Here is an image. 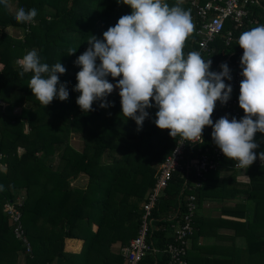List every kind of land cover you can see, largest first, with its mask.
<instances>
[{"label": "trees", "instance_id": "trees-1", "mask_svg": "<svg viewBox=\"0 0 264 264\" xmlns=\"http://www.w3.org/2000/svg\"><path fill=\"white\" fill-rule=\"evenodd\" d=\"M191 1L183 0L181 5L194 24L183 48L185 56L200 40L197 29L201 21ZM197 1L203 4L209 0ZM166 2L173 6L177 0ZM20 7L37 9L32 23L15 20ZM246 11L242 27L234 29L227 21L210 45L213 53L205 58L212 61L210 71L228 55L236 60L242 51L239 36L264 25V0L247 5ZM130 13V7L117 0H8L7 7L0 4V264H18L21 256L25 264L125 263L122 249L137 236L141 205L154 185L157 166L171 153L177 137L155 125V106L146 109L149 117L138 131L136 122L121 113L119 89L106 98L113 106L101 108L96 101L94 110L87 113L77 105L80 93L73 89L80 70L74 61L89 47L87 41L92 35L102 39L103 32ZM8 27L19 32L21 39L7 34ZM228 32L233 39L226 46ZM32 49L38 51L41 63L52 66L60 62L66 68L65 74H58L61 83L67 82L66 101L54 99L44 107L28 87L32 73L19 75L17 61ZM69 49L76 52L68 55ZM108 79L115 84L119 77ZM212 119L214 123L218 120L216 109ZM211 133L212 127L206 126L203 149L218 148ZM262 135L255 136L257 159L248 168L250 183L246 188L257 205L248 224L251 233L264 203V166L258 160L264 152ZM72 136L79 138L78 144L70 142ZM19 149L23 152L18 153ZM218 162L227 171L237 163L224 155ZM194 180L189 176L187 188H183L184 179L174 174L157 199L146 242L161 253L150 251L138 264H166L168 256L163 250L174 241L173 226L185 211V196L195 194L198 201L204 187L193 189ZM17 199L21 200L18 209L30 253L15 239L13 224L3 209L6 201L16 203ZM67 239L84 241L82 252H65ZM261 249L264 252V243Z\"/></svg>", "mask_w": 264, "mask_h": 264}, {"label": "clouds", "instance_id": "clouds-1", "mask_svg": "<svg viewBox=\"0 0 264 264\" xmlns=\"http://www.w3.org/2000/svg\"><path fill=\"white\" fill-rule=\"evenodd\" d=\"M117 2L129 6L131 13L103 32L102 39L92 35L89 47L74 61L80 70L73 91L80 93L76 103L82 112L93 111L96 101L101 108L113 106L106 98L119 89L121 113L136 122L138 131L149 117L146 109L155 106V125L169 130L172 138L179 135L186 142L198 143L204 128L210 126L213 142L225 158L237 162L241 169L249 168L257 159L255 134L264 133V25L238 38L243 49L238 103L244 116L237 120L225 115L214 123L217 101L223 105L230 99L233 89L225 79L230 81L232 76L226 63L215 72L210 71L211 59L205 60L199 52L185 56L183 48L194 24L190 12L181 7L183 0L173 6L166 0ZM0 4L7 7L8 0H0ZM37 14L35 8L20 7L14 18L30 24ZM75 52L69 49L68 55ZM17 63L21 77L32 73L28 87L41 105L69 98L67 82L59 79L58 74L66 73L60 62L52 66L41 63L38 51L32 49ZM109 76L119 79L113 84ZM259 159L264 161V152Z\"/></svg>", "mask_w": 264, "mask_h": 264}, {"label": "built area", "instance_id": "built-area-1", "mask_svg": "<svg viewBox=\"0 0 264 264\" xmlns=\"http://www.w3.org/2000/svg\"><path fill=\"white\" fill-rule=\"evenodd\" d=\"M255 3H257L256 0H209L203 4H199L193 0L191 6L195 10L198 19H200L201 24L200 28L197 29L200 40L197 43V47L192 51L199 52L204 59L209 57L213 53L210 45L221 34L225 23L229 21L233 24L234 29H239L247 20V5H254ZM232 39V32H228L225 45L228 46ZM242 55L243 49L234 61L233 55H228L217 63L214 70L215 72H220L221 64L226 63L232 76L230 81L225 79V83L231 84L233 89L229 101L223 105L219 101L216 103L215 109L218 111V119L225 115L229 119H232L233 117H238L240 114L238 97L240 94V82L243 79L240 75L242 72L240 65ZM203 142V134L202 140L198 143L186 142L178 135L171 153L158 165L156 175L154 176V185L148 191L146 200L141 205V224L137 236L131 239L129 244L122 249L125 264H138L150 251H153L154 254L161 253L159 250L152 249L146 240L152 230L153 218L151 211L174 174L178 173L184 179L183 188H187V180L189 176L193 175L195 180L192 182L191 187L198 189L206 180V175L218 168V160L223 156L222 151L219 148L203 149ZM185 197V211L181 215V219L179 218L180 220L173 226L174 241L163 250V253L168 256L166 264H188L187 243L194 232L192 219L197 209V199L195 194ZM3 205L6 215L13 224L12 231L15 239L22 242L26 251L30 253V244L28 243L22 224V214L18 209V206L21 205V200L17 199L16 203L6 201Z\"/></svg>", "mask_w": 264, "mask_h": 264}, {"label": "crops", "instance_id": "crops-1", "mask_svg": "<svg viewBox=\"0 0 264 264\" xmlns=\"http://www.w3.org/2000/svg\"><path fill=\"white\" fill-rule=\"evenodd\" d=\"M240 114L244 116L241 108ZM257 135L263 136L259 132ZM258 160L264 166V161ZM218 165L206 175L204 187L200 188L194 232L187 243L188 264H264V203L251 233L248 224L252 223L257 205L246 188L250 183L248 168L235 166L227 171L219 162ZM64 244L65 252L72 254L84 248V241L79 239H67ZM18 264H25L22 256Z\"/></svg>", "mask_w": 264, "mask_h": 264}, {"label": "rangeland", "instance_id": "rangeland-1", "mask_svg": "<svg viewBox=\"0 0 264 264\" xmlns=\"http://www.w3.org/2000/svg\"><path fill=\"white\" fill-rule=\"evenodd\" d=\"M5 32H6L7 34L11 35V36L15 34V36H17L18 39H21V34H20L19 32H16V30L13 29V28H11V27H8V28L5 30ZM19 109H20V107L17 108V111H18ZM17 111H16V112H17ZM70 142H71L72 144H78V142H79V138H78L77 136H72L71 139H70ZM21 152H23L22 149L18 151V153H21ZM116 155H117V154H116ZM3 168H4V167H3ZM157 168H158V166H157ZM3 170H4V169H3ZM3 209H4V205H3Z\"/></svg>", "mask_w": 264, "mask_h": 264}]
</instances>
